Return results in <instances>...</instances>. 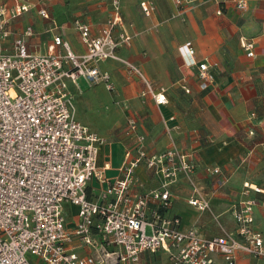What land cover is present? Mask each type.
<instances>
[{
	"label": "built area",
	"instance_id": "1",
	"mask_svg": "<svg viewBox=\"0 0 264 264\" xmlns=\"http://www.w3.org/2000/svg\"><path fill=\"white\" fill-rule=\"evenodd\" d=\"M170 1L176 8L174 16L183 21L187 9L205 2ZM232 1L239 9L248 6L244 0ZM138 3L145 17L155 14L153 0ZM121 5L122 0H112L113 12L97 36L91 34L89 24L75 22L86 48L83 54L75 53L60 35L53 37L47 53L33 52L31 25L5 48L14 33L11 24L30 6L14 0L11 6L0 7V264H33V259L39 264H137L142 255L160 251L167 254L170 264H214L215 254L224 264H237L239 252L264 261V235L256 230L254 220L258 201L251 197L252 192L264 193L261 188L245 184L243 199L233 204L236 236L204 237L195 228L182 230L179 217L166 215L172 205L169 188L184 180L190 186L188 205L199 212L210 211L211 197L229 181L219 167L206 168L213 188L205 192L196 180L194 155L175 143L163 153H149L146 136L132 119L125 135L135 145L126 152L119 175L108 179V164L99 165L100 150L108 142L77 120L69 81L84 78L113 92L112 77L100 64L117 61L143 82L142 97L151 96L158 105L169 102L165 88L156 86L118 53L133 39L122 29ZM38 14L50 20L45 7ZM241 46L254 56L253 40L243 38ZM179 53L187 67L198 68L202 86L207 87L214 79L212 65L195 59L191 42L180 46ZM251 118L256 119V114ZM141 166L159 177L161 185L136 194L135 174ZM93 181L101 185L95 197L88 194ZM66 204L78 211V221L70 230ZM73 240L92 248L96 257L70 249Z\"/></svg>",
	"mask_w": 264,
	"mask_h": 264
},
{
	"label": "crops",
	"instance_id": "2",
	"mask_svg": "<svg viewBox=\"0 0 264 264\" xmlns=\"http://www.w3.org/2000/svg\"><path fill=\"white\" fill-rule=\"evenodd\" d=\"M13 1L0 0V7H9ZM29 1L35 2L33 8L11 24L14 33L4 43L5 48L11 47L18 32L31 25L35 30L30 40L33 52L47 53L53 37L60 35L75 53L83 54L86 48L75 22L89 24L91 34L97 36L113 12L112 0ZM153 1L156 12L147 18L138 0H122V29L133 39L118 53L138 66L156 86L165 88L168 104L158 105L151 96L142 97L144 84L140 78L129 74L121 63L109 60L101 63L100 69L111 75L115 91H108L103 84L91 85L84 78L68 82L76 118L107 140L100 150L99 165L108 164V179L119 175L126 152L134 148L135 142L125 135L130 119L146 136L149 153H163L173 143L192 153L197 163L196 180L205 192L211 193L213 188L206 168L219 167L229 181L211 197L210 211L199 212L188 205L190 186L181 179L169 188L172 205L166 215L179 217L182 230L195 228L204 237L226 233L236 236L231 208L243 199L245 184L264 191V0H244L246 9H239L232 0H205L184 12L185 21L174 16L176 8L170 0ZM42 7L47 9L50 20L39 16ZM243 38L253 40L254 56H248L242 48ZM187 42L195 48L198 62L207 60L212 65L214 79L207 87L202 86L198 68L187 67L179 53V47ZM251 114H256V119ZM135 176L136 194L161 185V179L144 166L136 170ZM100 188L93 181L88 194L95 197ZM251 197L258 201L254 208L255 228L264 235V193L252 192ZM65 210L70 230L78 221V211L69 204ZM68 247L81 255L96 254L77 240ZM158 254L170 264L167 254L161 251L144 254L140 260ZM213 258L214 264H224L220 255ZM33 264H39L38 260L33 259ZM237 264L264 261L239 252Z\"/></svg>",
	"mask_w": 264,
	"mask_h": 264
},
{
	"label": "rangeland",
	"instance_id": "3",
	"mask_svg": "<svg viewBox=\"0 0 264 264\" xmlns=\"http://www.w3.org/2000/svg\"><path fill=\"white\" fill-rule=\"evenodd\" d=\"M23 1L30 6V10L33 8V6L35 4V2L33 3L29 0H23ZM69 207H71V205H69ZM65 213L66 214L68 213L67 210H65ZM69 214H71V210H70ZM71 217H73V215ZM148 232H150V231L148 230ZM93 255L96 257V254H93ZM137 264H168V263H167L164 256H162L161 254H158L155 256L147 255L144 260H140V262Z\"/></svg>",
	"mask_w": 264,
	"mask_h": 264
}]
</instances>
